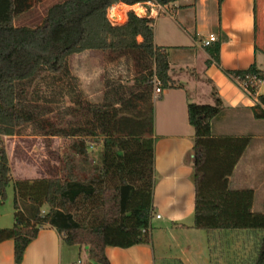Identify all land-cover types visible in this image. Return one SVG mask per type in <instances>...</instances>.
I'll use <instances>...</instances> for the list:
<instances>
[{
    "label": "trees",
    "instance_id": "1",
    "mask_svg": "<svg viewBox=\"0 0 264 264\" xmlns=\"http://www.w3.org/2000/svg\"><path fill=\"white\" fill-rule=\"evenodd\" d=\"M44 1L0 0L1 201L6 199L11 182L1 137L19 134L20 124L34 120L32 110L22 100L23 83L41 71L64 73L71 55L97 50L107 54L109 60L128 55L132 84H107L101 103L77 95L72 100V111L79 121L73 125L54 127L46 119H38L37 125L44 133L37 135L69 140L61 158L62 175L13 182L14 221L10 227H0V242L13 240L14 261L19 264L38 231L52 227L64 244L87 246L91 259L109 264L107 246L151 244L154 81L161 89L182 85L169 75L167 47L154 43L153 17L138 16L129 9L124 22L113 23L107 11L118 3L167 6L180 0H57L46 7L40 23L14 24L20 14ZM216 1L220 6L224 0ZM219 46L214 42L206 48L207 65H219ZM222 71L256 99L250 109L254 118L264 119V94H257L264 69L253 62L245 69ZM213 94V105L187 104L188 121L194 128L192 226L205 230L213 240L209 247L211 264L215 253L226 264H264V202L261 211H253V189L229 187V177L251 136L212 134L211 120L223 112L220 98ZM93 145L96 153L90 151ZM82 164L88 166L86 170H82ZM238 235L250 244L244 258L231 249Z\"/></svg>",
    "mask_w": 264,
    "mask_h": 264
},
{
    "label": "crops",
    "instance_id": "2",
    "mask_svg": "<svg viewBox=\"0 0 264 264\" xmlns=\"http://www.w3.org/2000/svg\"><path fill=\"white\" fill-rule=\"evenodd\" d=\"M40 4L32 11L38 9ZM118 4L126 11L132 8ZM164 7L166 11L157 15L152 12L150 15L154 18V43L167 47L169 75L182 87L161 89L159 94L154 91L152 94L155 185L151 244L128 248L107 246L105 254L109 264H211L209 247L213 240L205 230L192 226L195 199L194 128L188 121V102L213 105L215 92L223 104V112L211 120L212 134L249 135L253 140H260L258 149L264 150V119L254 118L250 109L256 99L249 97L222 71L245 69L253 62L264 69V0L259 1L258 5L257 0H224L220 6L216 0H180ZM257 12L261 17L260 25L257 24ZM210 34L216 37V41L203 46L202 40ZM214 42L220 43L219 65L215 62L207 65L209 54L206 48ZM85 52L79 55L88 53ZM75 74L83 82V74L78 71ZM82 88L85 95L91 98V93L85 90V83ZM257 94H264V78L258 85ZM224 120H227V125L223 123ZM235 124H239L238 127ZM1 138L10 166L11 182L7 189L18 179L49 177L42 165V157L38 159L36 156L45 155L42 139L57 140L58 144L59 136L17 134ZM248 146L229 177V185L231 179L237 178L235 174L247 154ZM13 160L17 163V170L14 169ZM234 187L232 189H243ZM245 188L254 191L252 210L261 211L264 200L261 201V210L255 208L257 186ZM2 203L0 200V205ZM43 209L46 210L47 206L44 205ZM13 213L14 209H7V205L0 206V227L13 225ZM155 215L160 217L156 218ZM83 250L85 263L98 264L89 257L87 246H68L54 228L45 227L27 245L19 264H84L80 258ZM0 264H16L11 239L0 242Z\"/></svg>",
    "mask_w": 264,
    "mask_h": 264
},
{
    "label": "rangeland",
    "instance_id": "3",
    "mask_svg": "<svg viewBox=\"0 0 264 264\" xmlns=\"http://www.w3.org/2000/svg\"><path fill=\"white\" fill-rule=\"evenodd\" d=\"M56 1L46 0L41 2L42 4H40L38 9L36 8V10L32 11L33 8H31L27 12L20 14L14 20V24L31 26L40 23L46 7ZM259 1L261 0H257V5ZM143 7L148 10L150 9V5L148 4H144ZM137 11L140 10L137 8ZM256 16L257 24L260 25L261 17L258 15V12ZM86 52L88 53L83 55H71L67 60V70L64 73L51 74L41 71L34 79L23 83L24 95L22 100L26 107L32 110L34 120L29 123L20 124L18 129L19 134L28 136L44 133V130H41L37 125L38 119H46L54 127L73 125L79 121V117L72 111V100H76L77 95L80 94L82 98L84 97L90 102L101 103L104 91L108 86H119L121 84L128 86L132 84V63L128 55L122 56L117 60H109L107 54L103 52ZM77 71L83 74V82L75 74ZM83 83H85V90L91 93V98H88L83 92ZM223 123L227 125L228 122L224 120ZM239 124H235L234 126L238 127ZM58 141L57 144V140L42 139L45 155L41 156L37 154L36 156L38 159L42 157V165L49 176L62 175L61 158L67 152L69 140L60 137ZM259 141L258 139H250L247 154L241 161L237 174H235L237 178L231 179L229 187L235 188L234 186H238L239 188H245L249 185L257 186L258 199L255 202V208L261 210V201L264 200V150L260 151L258 149ZM90 151L96 153V146L93 145ZM76 159L78 161V158ZM56 161H58V167L56 166ZM13 165L14 169L17 170L15 160H13ZM82 167V170H86L88 166L84 164ZM78 171L80 172L81 168ZM12 187V184H10V187L6 190L7 197L1 204L7 205V209H13ZM243 239L242 235H238V239L231 248L234 251L238 250L240 258H244L247 250L250 248V244L246 243ZM213 257V264H226L224 258L218 257L217 253ZM80 258L82 259L81 262H84V250L80 254ZM238 263L236 261V264Z\"/></svg>",
    "mask_w": 264,
    "mask_h": 264
},
{
    "label": "built area",
    "instance_id": "4",
    "mask_svg": "<svg viewBox=\"0 0 264 264\" xmlns=\"http://www.w3.org/2000/svg\"><path fill=\"white\" fill-rule=\"evenodd\" d=\"M148 5H150V9H146L143 7L144 4H139L136 7L131 8V10L138 16H150L152 14V12L154 13V15H157L160 12L166 11L164 6L158 5V4H154L151 2L147 3ZM137 8L140 11H137ZM126 10H124V8L119 5V4H113L108 8L107 11V16L109 18V20L113 23H122L125 21L126 19ZM216 41V37L213 34H210L208 36L207 39L202 40V45L206 46L209 43ZM155 85H154V93L155 94H159L161 92V88L158 84L157 81H154ZM156 218H159V215H155ZM80 262V261H78ZM85 264H90V263H85Z\"/></svg>",
    "mask_w": 264,
    "mask_h": 264
}]
</instances>
